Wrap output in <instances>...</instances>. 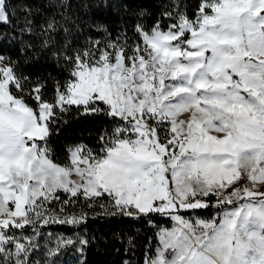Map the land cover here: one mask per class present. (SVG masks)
<instances>
[{
  "label": "snow or ice",
  "instance_id": "snow-or-ice-1",
  "mask_svg": "<svg viewBox=\"0 0 264 264\" xmlns=\"http://www.w3.org/2000/svg\"><path fill=\"white\" fill-rule=\"evenodd\" d=\"M10 5L0 0V25L13 23ZM161 6L167 31L159 20L150 30L138 23L133 45L97 24L104 35L76 46L79 26L66 16L38 25L41 47L58 48L53 56L68 66L51 100L45 82L0 55V264H31L24 233L49 223L52 203L105 199L111 215L173 222L144 264H264V0H199L191 15L180 0ZM23 11L21 35H32V10ZM73 107L112 127L98 148L71 146L62 166L48 142ZM209 208L217 210L209 219L183 214ZM73 243L62 239L56 251Z\"/></svg>",
  "mask_w": 264,
  "mask_h": 264
},
{
  "label": "trees",
  "instance_id": "trees-1",
  "mask_svg": "<svg viewBox=\"0 0 264 264\" xmlns=\"http://www.w3.org/2000/svg\"><path fill=\"white\" fill-rule=\"evenodd\" d=\"M55 2L56 7L50 5ZM168 0H65L70 8H61L59 0H11V9L15 13L13 23L8 26L0 25V55L9 57L17 62L18 74H23L32 79L46 83L45 98L51 100L54 94L56 80L63 82L68 78V66L62 61L59 63L53 56L58 48L43 49L38 36L39 27L44 20L55 16L61 24L63 17H69L79 26L72 29V39L75 45H83L89 37L100 39L104 33H97L95 26L103 24L108 28L113 38L121 35L127 38L129 45L140 42V37L135 32L139 23L150 30L157 22L164 26L172 21L161 16L162 3ZM181 7L189 15L195 12L199 0H180ZM31 8L33 19L37 25L32 35H21L27 13L23 9ZM141 10L147 14L141 17ZM71 27V24L68 25ZM63 43V33L56 38ZM30 45V47H29ZM32 103V101H29ZM73 107L62 117L59 124V134H53L48 142L51 152L50 158L54 163L66 165L69 162L68 149L78 143H83L92 148H98V137L107 128L111 130L112 124L105 116L81 115ZM61 201L69 199L68 194L60 192ZM213 202V200H212ZM103 204L105 207H101ZM54 212L50 213L52 219L47 224H37L36 234L31 227L27 228L25 235L31 236V243L35 246L31 254V264H144L147 249L153 252L157 246L156 233L160 227H170V219L158 214L152 216L150 225L147 218H133L123 215H111V203L105 199L85 204L83 200L61 205L58 202L49 205ZM214 208L197 210L200 216L210 217ZM81 212L86 214V219L78 224L62 223L65 219L78 216ZM190 215L191 211L183 213ZM19 234V233H18ZM87 239L88 244L82 246L81 239ZM62 239H71L73 244L61 245L59 251L56 246ZM54 253V254H53Z\"/></svg>",
  "mask_w": 264,
  "mask_h": 264
},
{
  "label": "rangeland",
  "instance_id": "rangeland-1",
  "mask_svg": "<svg viewBox=\"0 0 264 264\" xmlns=\"http://www.w3.org/2000/svg\"><path fill=\"white\" fill-rule=\"evenodd\" d=\"M186 115V114H185ZM185 115H182L180 118L181 119H184L185 118ZM161 135L163 136L164 135V133H161ZM212 200H213V203H215V197H213L212 198ZM191 211V214L190 215H185L186 216V218H190V219H196V218H201V219H209V218H211V216H213V215H215V213H216V211L217 210H214V213H213V215H211L210 217H206V216H200V215H198L197 213H196V211H192V210H190ZM172 222V221H171ZM172 224H173V222H172ZM172 224H171V226L169 227V228H171L172 227Z\"/></svg>",
  "mask_w": 264,
  "mask_h": 264
}]
</instances>
